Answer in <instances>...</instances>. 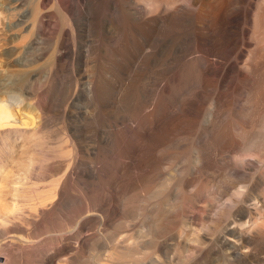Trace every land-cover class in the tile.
Listing matches in <instances>:
<instances>
[{"label": "bare ground", "instance_id": "1", "mask_svg": "<svg viewBox=\"0 0 264 264\" xmlns=\"http://www.w3.org/2000/svg\"><path fill=\"white\" fill-rule=\"evenodd\" d=\"M76 1L0 0V14L1 12L5 14L0 19L8 18L7 22H3L8 28L19 27L20 30L26 31L20 35L19 41L25 42L22 45L24 48L21 49H26L29 52L33 47L34 40L39 35L38 32L44 29V23L49 14L46 5L51 2L63 20L59 38L56 40L57 44L54 47V60L52 59L54 67H57L64 54L62 49L66 44L65 38L68 30H74L73 25L75 24L72 20L76 22L73 19L77 7ZM92 1L97 12H93L94 10L90 6L94 14L90 13L92 15L88 19L89 27H87L98 28V45L101 49L99 54L102 60H99V69L95 73L88 72V69L84 67V71L76 79L75 88L72 86L74 91L58 104L62 124L58 126L59 129L57 130L60 132L58 137L62 143L58 141L57 148H52L51 151H56V154L54 152L52 154H55L53 157L57 155L58 160L56 159V162L59 161L61 167L56 172L49 169L54 174L49 176L42 174L44 177L40 176V173L37 172L39 166L36 167V164L40 161L42 163L47 158L48 154L46 153H51V151H48L47 145L44 144L45 140H43V131L47 123L46 116L51 111L48 91L33 83L35 77L33 71L23 68L26 71L22 69L23 72L20 71L21 74L19 75L12 73L18 70L9 71L13 66H27L31 62L27 64L18 57H7L2 67L0 66V264H19V261L52 264L56 259L60 262L62 260L61 256L68 251L78 250V247H73L64 241V239H68V235L64 232L61 237L57 238H33L39 236L38 229L43 233V231L50 228L49 226H57L63 230L67 223L74 218L78 209L94 210L99 206L101 197L97 194L96 189L102 177L98 163L99 155H101L104 148L98 145L96 136H89L88 127H90L89 123L95 122L103 113L106 101L104 97L109 85L107 79L109 70L107 68L111 67V70L114 68L116 71L117 68L120 69L123 61L122 57L129 52L131 46L143 51L141 38L145 37L147 41L158 44L171 37L178 42V47L168 65L163 68L158 87L149 98L150 111L147 112L144 105L140 103V93L138 92L140 86L138 87L139 77H137V73L129 75L128 83L122 87L119 94L120 100L125 99L132 111H136V114L129 118L130 123L124 124V138L130 142L129 145L131 143L134 145L132 154L140 158L139 165L135 169V171L137 170L135 178L132 180V185L130 184V191L127 186L130 195L126 192L128 196H124L126 199L123 201L125 207H129L132 202L140 199L139 197L145 194H141V191L146 192L148 198L150 196L160 198L165 195L163 193H165L164 191L166 187H169L167 185L171 181L168 182L166 177L167 180L160 179L161 181L155 186H152V182L156 180L158 173L161 171V164L167 157H171V162L181 159L182 164H184L177 171L179 176L178 188L188 183L185 178L187 170L185 163L188 165L192 159V163L196 168L209 166L206 150L212 145L210 146V142L198 136L197 131L194 130L198 117L202 113L201 104L204 102L203 99H206L213 107L211 109L207 108L203 112L204 116L207 115V123L210 126L209 137L214 140L218 138L221 149H225L228 145L235 146L239 158L235 154L234 156L243 167L245 165L246 167L247 165L256 166L255 164L260 162L264 155V0L257 4L253 3L252 0ZM79 3L81 2L79 1ZM248 17L250 24L246 26L244 23ZM71 37L73 38V36ZM243 45H253L254 47L248 51V56L242 60ZM153 61H156V59L152 58ZM143 64L140 63L141 67ZM133 71L135 72V69ZM219 86H223L224 93L218 92ZM237 91L244 93L246 97L243 101L242 111L237 112L232 108L220 109L224 105L223 102H225L227 96L229 94L232 96ZM205 92L207 94L204 95ZM19 96H25L29 103L25 104L22 112H19L20 116L23 114L20 119L21 122L15 123L11 120L13 121L19 117V115H15V111L13 112V107L21 104ZM173 98H178V104L168 102ZM35 109L40 114L35 116L32 113ZM220 115L222 120H219ZM36 117H39L37 122ZM254 117L256 118L251 120ZM28 125H32L36 135L31 139L32 148L30 147L31 150L28 151L30 153L27 156L28 162L25 160L26 155H24V157H14L12 160L14 164H2V153L10 143L17 140L19 132L23 130L21 126ZM107 143L111 145V138ZM120 152L121 149H117L119 156ZM52 154L49 156L51 157ZM102 157H105V155ZM119 159L121 160V158ZM87 160L91 162V167L87 168ZM188 160L190 161L187 163ZM20 166L23 169L22 179L27 181V185L22 189V186L20 189L19 186L7 188L8 182L6 180L9 176L12 177L17 174L18 172L15 173L13 170L16 168L19 171ZM86 168L89 169V172L86 171ZM248 172L246 175H249L251 179L249 182L254 181L252 179L255 175H259L262 176L263 181L261 184L264 185V164L261 167L260 165L259 167L256 166L253 174L250 171ZM243 173H246L245 169ZM89 176L95 180V187L92 186L94 188L90 189L87 185L84 186L82 182V184L76 186L78 196L72 194L70 187L73 178L81 180V178ZM14 183L19 184L20 182L19 180H13ZM22 185H24L23 182ZM241 186L245 188L240 189L238 187L236 191H233V195L235 193L238 199L232 205V208L239 204L246 195L247 185ZM261 191L264 196V188ZM179 198L181 199V197ZM179 201H183V199ZM65 205L69 210L65 214L66 219H60L59 222H54V218L50 219L51 215L55 217V214L60 212L61 207ZM157 205L155 206L158 207ZM109 206H107L106 211H109ZM260 207L264 209V203ZM174 208L177 209L180 217H186L183 211V202L175 203ZM239 209L243 217L248 212L241 207ZM177 211L175 210L176 213ZM38 218L49 219V221L42 222L37 220ZM92 218L96 219L97 217ZM163 218L159 217V220L157 218L158 225L162 224L161 220ZM258 219L252 221L253 223L250 224L252 225V228L250 226L251 229L248 227L249 229L246 230L245 228L246 231H244L242 229L244 226L238 228V240H241L244 244H250L264 236V219L261 221H258ZM32 224L34 226L33 230H31L32 227L30 229ZM27 225H29V228H27ZM83 226V221H81L78 227L83 229ZM10 233L23 234L25 237L33 239L31 240V246L37 247V252H33L24 246L19 242V238L17 240L8 239ZM78 234L77 242L79 245H83L88 236L81 237L79 231ZM238 240L237 237L234 240L228 238V242H226L236 249V259L242 260L248 255V250L244 249L245 251H242L241 247L243 245L240 246ZM49 243L55 245L53 252L47 261L41 260V255L45 253L44 244L48 245ZM129 245L120 246L116 244L112 249L114 251L113 256L120 261V264H127L128 257L135 255L136 248L132 247V244Z\"/></svg>", "mask_w": 264, "mask_h": 264}, {"label": "rangeland", "instance_id": "2", "mask_svg": "<svg viewBox=\"0 0 264 264\" xmlns=\"http://www.w3.org/2000/svg\"><path fill=\"white\" fill-rule=\"evenodd\" d=\"M79 1L81 3H79ZM79 1H76V12L74 13L75 15L73 14V19L76 20V22L72 20L73 24H75L73 25L74 30H68V34L65 38L66 44H64V48L62 49L64 51V57L62 56V60H60L61 62L57 67H54V63L52 62L54 60L53 53L54 47L57 44L56 40L59 38V31H61L63 20L60 13L56 11L51 2L46 5V8L49 10V14L46 17L43 27L44 29L38 32L39 35L34 40L36 43L34 42L32 44V51L29 50L28 52L26 49H21L24 48L22 45H24L25 42L19 41V37L26 31L20 30L19 27L8 28L3 23L7 22L8 18L5 17L3 20L0 19V66L2 67V64L5 63V59L7 57H18L27 64L31 62V64L29 63L27 66H13L10 68L11 70L9 69V71L18 70V73L12 72L15 75L21 74L20 71H22L23 68L33 71L35 76L33 83L40 88L46 89L48 91V95L50 96L51 111L48 113V117L46 116L47 123L43 131V140L46 141V143L44 141V144L47 145L49 152L52 148L56 149V146L61 142L59 141L61 139L58 137V133L60 134V132L57 130L59 129L58 126H61L62 124L60 114L58 112V104H60L61 100L67 97L69 93L71 94L74 91L76 79H78L80 74L84 71V67L88 69V72L95 73L99 69V60H102L99 54L101 49L100 45H98V28H88V19L92 15L90 14L92 12L91 9L93 8V12H97L94 9V3L92 0ZM261 1L262 0H252L255 4L260 3ZM85 2L87 3L85 4ZM2 16H5L3 12L0 14V17ZM244 24L249 26V17L246 19ZM71 36H73V38L75 37V39ZM68 37H71L72 39ZM140 41L143 51L137 50L131 46L129 52L122 57L123 61L120 69L117 68L116 71L114 68L112 70L111 67L107 68L109 70L107 73L109 85L107 86V91L104 97L106 101L103 107V113L102 116L100 118L98 117L95 122L92 121L89 123L91 128L88 127L89 136H96L98 145L101 148H104L101 155H99L100 157L98 163L102 177L100 178L97 185L98 188L96 189L97 194L101 197L99 206L94 210L78 209L74 218L69 221L70 223L68 222L69 224L67 223L63 230L57 226H49L50 228L41 233L38 229L37 232L39 236L33 239H40L42 237L57 238L61 237V234L64 232L68 235V239H64V241L68 242L73 247H78V250H70L65 255L61 256L62 260L60 262L56 259L52 262V264H120V261L113 256L114 251L112 249H114L116 244L120 246L124 244L125 246L132 244V247L136 248V252L134 253L135 257H128L127 264H245L246 262V264H264V236L250 244H244L241 240H238L239 227L244 226L242 229L246 231L250 228V226L252 228V225H250L253 223L252 221L255 219L257 220V218H259L258 221L264 219V209L260 207V205L262 206L264 203V196L261 191L264 188V185L261 184L263 181L262 176L255 175L252 179L254 181L249 182L251 179L249 175H246L248 171L253 174L256 166L259 167L260 165L261 167L264 164V155L262 156L261 161L255 164L256 166L247 165L246 167L245 165L243 167L236 159L238 153L235 146L228 145L225 149H221L218 143V138L214 140L209 137L210 126L207 123V115L204 116L203 112H205L207 108L211 109L213 107L206 99H203L205 103L203 102V104H201L202 113L198 117V122L195 125L194 130L197 131L198 136L203 139H207V141L210 142V146H213L206 150L208 154L209 166L207 165L204 168H196L192 163V159L191 163H188L190 161L188 160V165L185 163L187 167L185 178L188 183L185 186L178 188L179 186L177 184H179V176L177 171L184 164H182L181 159L171 162V157H167L161 164V171L159 170L160 172L158 173L159 177L157 176L156 180H153L152 182V186H155L161 180L168 179V182L171 181L167 185L170 188L166 187V189H168H165V193H163L165 195H162L160 198L158 196V198L155 196H150L151 198H148L147 193L141 191V194L145 193L146 195H141L139 197L140 199L132 202L129 207L124 206L125 204L123 201L125 197L128 196V192L131 190L132 180L135 178V173L137 172L135 169H137L139 165L140 158L132 154L134 145L132 143L129 145L130 142L124 138V124L130 123L129 118L135 115L136 111H132V108L127 105L125 99L120 100L119 94L122 87L128 83L127 81L129 75L131 73H137V77H139L138 87L140 86L138 91L140 93H138L141 100L140 103L144 105L147 112L150 111L151 109H149V107H151V105L149 98L154 94L156 88L158 87L161 72L164 70L163 68L168 65V62L175 54L174 52L178 47V42L171 37H168L162 43H158L159 45L156 44V42L147 41V38L145 37L141 38ZM151 44L153 45L151 46ZM155 44L157 48L155 47ZM243 46L244 50L242 60L248 56V51L254 47L253 45ZM26 52L27 54H25ZM32 55L34 56L32 57ZM152 58H155L156 61L152 62ZM140 63H144L142 67ZM135 67L138 68L136 69ZM24 69L23 71H26ZM93 69L94 71H92ZM134 69L135 72L133 71ZM218 88L219 93L225 92L223 86H219ZM205 94L207 93L205 92L204 95ZM245 98V94L240 93L239 91L233 93L232 96L229 94L225 102H223L224 105H222L220 109L232 108L234 111L240 112L242 111L243 101ZM19 99H21V104L13 107V112L15 111L14 113L16 116L19 115V112L23 111L22 109H24L23 107L25 104L29 103L25 96H19ZM76 99L78 100V97ZM168 102L171 104H178V98H173L172 100L170 99ZM32 113H34L35 116L40 114L37 109H35ZM22 116L23 114H21V116L19 115L20 118H16V121L11 120V122H21L20 119ZM255 118L256 117L251 118V120ZM219 120H222L221 115ZM37 121H39V117H36V122ZM32 125H30L31 127L29 125L21 126L23 130L19 132L17 140L10 143L6 150L2 153V164H14L12 161L14 157H24V155L27 157L30 155L28 151L32 148L31 139L36 136ZM205 132H207V134H205ZM109 138H111L112 146L107 143ZM58 141L59 143H57ZM117 149H121L120 156L119 153H117ZM53 152L56 154V151ZM53 152L51 151L50 154L46 153L48 156L46 155L47 158H45L42 163L41 161L39 163L36 162L39 164H36V167L38 168L39 166L37 169L39 171L37 172L40 173V176L42 174L49 176L50 174H54L52 172H56V170L60 169L61 164L59 161L56 162L58 157H56L57 155L53 157L55 155L52 154ZM51 154L52 156L50 157L49 155ZM103 155H105V157H102ZM119 158H121V160ZM25 160L27 161L28 157ZM89 162V160L86 161L87 168L91 167V162ZM21 168L22 167L20 166L19 169L21 171H18L15 168L13 172L18 173L12 177L9 176V180H6L9 183V185L7 183V188H10L11 186H19L20 189L22 186V189L27 185V181L22 179L23 169ZM87 168L86 171L89 170ZM49 169H52L53 171ZM242 169H245L246 173H243ZM13 180H19L20 183H14V185ZM22 182L24 185H22ZM82 182L84 183V186L87 185L90 189L95 187V180L90 176L83 177L81 180L73 178L70 190L75 196H78L76 186H78V184H82ZM241 185H247L245 189L246 195L242 198L239 204L232 208V205H234L238 199L235 193L233 195V191H236L238 187H240V189L245 188ZM127 186L129 187V191ZM142 196L143 198H141ZM179 197H181L183 201H179L181 200ZM178 202H183V211L186 215L185 218L180 217L177 209L174 208V204ZM155 205L158 207L160 205L162 209L160 207H156ZM107 206L110 207L109 211H106ZM240 207L248 211L244 217L240 214ZM68 211L69 210L66 208V205L62 206L61 211L55 214V217H53L54 215H51L50 219L54 218V222H59L60 219H66L65 214L68 213ZM94 216L97 218H92ZM162 216L164 218L166 217V219ZM155 217H157L158 220L159 217L163 218V220L160 219L162 224L158 225L159 222L157 218L155 219ZM37 220L42 222L49 221V219L43 220L39 218ZM81 221H83L84 224L83 229H79L78 227ZM33 227V224L30 225L31 230H33ZM27 228H29V225H27ZM78 231L81 233V237L85 238L88 236L85 239V241L87 240L84 242L85 245L78 244ZM236 237L240 242V246L243 245L241 247L242 251L244 249L248 250V255L242 260L236 259V249L227 243L228 238L234 240ZM18 238L19 242H21L24 246L31 249L33 252H37L38 248L31 246V240L33 239L25 237L23 234L18 235L10 233L8 235V239L17 240ZM50 244L51 243L48 245L44 244L45 253L41 255V260L44 259V261H47L53 252L52 250L55 245ZM19 264L37 263H25L23 261H19ZM45 264L47 263L45 262Z\"/></svg>", "mask_w": 264, "mask_h": 264}]
</instances>
